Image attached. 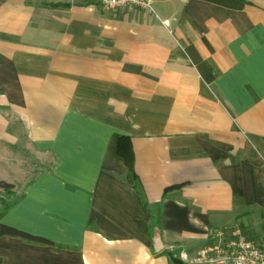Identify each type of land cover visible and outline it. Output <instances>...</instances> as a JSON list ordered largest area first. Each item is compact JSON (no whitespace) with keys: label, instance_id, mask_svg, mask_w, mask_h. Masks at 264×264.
I'll use <instances>...</instances> for the list:
<instances>
[{"label":"crops","instance_id":"obj_1","mask_svg":"<svg viewBox=\"0 0 264 264\" xmlns=\"http://www.w3.org/2000/svg\"><path fill=\"white\" fill-rule=\"evenodd\" d=\"M0 179V222L47 240L0 235L1 264H196L213 230L261 240L264 0H0Z\"/></svg>","mask_w":264,"mask_h":264},{"label":"built area","instance_id":"obj_2","mask_svg":"<svg viewBox=\"0 0 264 264\" xmlns=\"http://www.w3.org/2000/svg\"><path fill=\"white\" fill-rule=\"evenodd\" d=\"M152 0H98L105 11H117L130 8L150 9ZM225 228L210 232L211 243L202 247L191 259L196 264H264V237L256 241L239 233L236 239H226ZM187 259L186 253L180 254Z\"/></svg>","mask_w":264,"mask_h":264},{"label":"trees","instance_id":"obj_3","mask_svg":"<svg viewBox=\"0 0 264 264\" xmlns=\"http://www.w3.org/2000/svg\"><path fill=\"white\" fill-rule=\"evenodd\" d=\"M116 137L118 138V143H119L118 144V150H119L120 154H122L124 156V158L126 159L128 165H129V175L134 182V187L138 190V192L141 195L142 201L145 203L143 193L139 189V181H138L137 175L133 171V167H132L133 154H132V150L130 147L129 139L127 136H124V135H116ZM13 186L14 185L12 183H9V182H6V181L0 179V188L5 190L6 193H9V194L13 193V191H12ZM14 202H15V200H11L7 204H5L2 208V211L9 208ZM159 223H160V212H159V209H157L156 214L154 216H152V221L148 227V234L149 235H151L154 226L159 225ZM0 235L19 236L25 240L34 241V242H47V240H45L43 238L31 235L30 233L19 230L15 227H12L10 225H6V224L1 223V222H0ZM0 264H1V260H0Z\"/></svg>","mask_w":264,"mask_h":264},{"label":"rangeland","instance_id":"obj_4","mask_svg":"<svg viewBox=\"0 0 264 264\" xmlns=\"http://www.w3.org/2000/svg\"><path fill=\"white\" fill-rule=\"evenodd\" d=\"M15 193L16 192L9 194V193H6L5 190L0 188V210L3 208L5 204L10 202L12 199H14V197L16 196Z\"/></svg>","mask_w":264,"mask_h":264}]
</instances>
